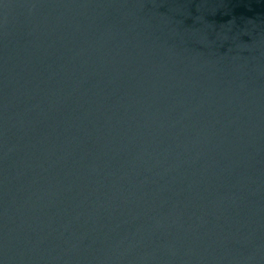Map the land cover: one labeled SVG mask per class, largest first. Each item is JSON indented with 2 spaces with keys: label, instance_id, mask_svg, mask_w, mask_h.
Wrapping results in <instances>:
<instances>
[{
  "label": "water",
  "instance_id": "95a60500",
  "mask_svg": "<svg viewBox=\"0 0 264 264\" xmlns=\"http://www.w3.org/2000/svg\"><path fill=\"white\" fill-rule=\"evenodd\" d=\"M0 264H264V0H0Z\"/></svg>",
  "mask_w": 264,
  "mask_h": 264
}]
</instances>
